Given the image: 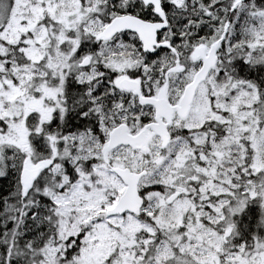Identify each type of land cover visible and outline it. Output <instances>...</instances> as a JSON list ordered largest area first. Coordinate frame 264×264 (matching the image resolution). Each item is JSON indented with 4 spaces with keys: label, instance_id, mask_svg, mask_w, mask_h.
I'll return each instance as SVG.
<instances>
[{
    "label": "snow or ice",
    "instance_id": "1",
    "mask_svg": "<svg viewBox=\"0 0 264 264\" xmlns=\"http://www.w3.org/2000/svg\"><path fill=\"white\" fill-rule=\"evenodd\" d=\"M0 264H264V0H0Z\"/></svg>",
    "mask_w": 264,
    "mask_h": 264
}]
</instances>
